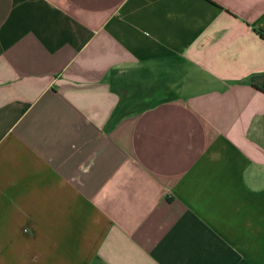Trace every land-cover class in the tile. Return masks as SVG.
Returning a JSON list of instances; mask_svg holds the SVG:
<instances>
[{
  "label": "crops",
  "instance_id": "crops-1",
  "mask_svg": "<svg viewBox=\"0 0 264 264\" xmlns=\"http://www.w3.org/2000/svg\"><path fill=\"white\" fill-rule=\"evenodd\" d=\"M264 0H0V264H264Z\"/></svg>",
  "mask_w": 264,
  "mask_h": 264
},
{
  "label": "trees",
  "instance_id": "trees-1",
  "mask_svg": "<svg viewBox=\"0 0 264 264\" xmlns=\"http://www.w3.org/2000/svg\"><path fill=\"white\" fill-rule=\"evenodd\" d=\"M258 33L260 34V36L264 39V30L259 29Z\"/></svg>",
  "mask_w": 264,
  "mask_h": 264
}]
</instances>
